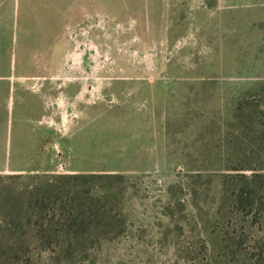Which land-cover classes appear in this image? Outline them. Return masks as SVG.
I'll list each match as a JSON object with an SVG mask.
<instances>
[{"label": "rangeland", "instance_id": "374dc122", "mask_svg": "<svg viewBox=\"0 0 264 264\" xmlns=\"http://www.w3.org/2000/svg\"><path fill=\"white\" fill-rule=\"evenodd\" d=\"M262 87L264 0H0V175L133 188L98 250L0 264H264V187L249 208L231 186L264 168L231 125Z\"/></svg>", "mask_w": 264, "mask_h": 264}, {"label": "trees", "instance_id": "16d2710c", "mask_svg": "<svg viewBox=\"0 0 264 264\" xmlns=\"http://www.w3.org/2000/svg\"><path fill=\"white\" fill-rule=\"evenodd\" d=\"M256 96L247 92L231 115L233 148L239 147L235 152L243 161L252 151L257 161H264V131H258L264 128V94L254 103ZM246 140L260 141L259 153L245 146ZM258 167L254 170L245 162L235 170L252 172L234 176L236 204L250 208L258 201L257 191L264 187V174H256L264 168ZM256 179L263 182L254 186ZM130 189L120 174L0 175V257H72L98 250L126 232L123 206Z\"/></svg>", "mask_w": 264, "mask_h": 264}]
</instances>
